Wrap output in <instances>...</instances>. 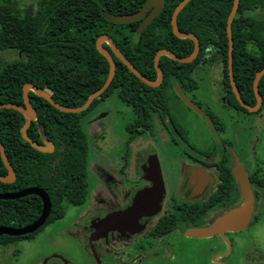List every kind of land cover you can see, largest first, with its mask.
Here are the masks:
<instances>
[{"label":"trees","instance_id":"obj_1","mask_svg":"<svg viewBox=\"0 0 264 264\" xmlns=\"http://www.w3.org/2000/svg\"><path fill=\"white\" fill-rule=\"evenodd\" d=\"M14 1L0 0V51L20 52L19 58L0 65V102L22 105L21 86L30 82L46 89L61 105L83 103L102 84L108 71L105 57L94 45L100 34L109 36L123 56L148 79L155 77L152 58L157 49L166 48L180 57L192 50L191 39L171 33L170 15L180 0H163L162 9L139 34L134 33L137 21L113 23L104 15L134 12L144 0H34L22 8H16ZM231 3L232 0H188L176 15L177 28L197 37V55L211 48L220 57L224 73L227 72L225 20ZM255 9L264 11V0H238L231 21V72L241 98L249 105L255 102L251 86L254 72L264 65V13L255 17L250 13ZM111 56L115 65L112 79L83 111H60L27 91L36 115L26 128V135L38 146L42 144L41 137L50 140L54 145L51 152H42L22 139L19 129L25 118L21 113L0 108V141L15 174L12 182L0 181V193L28 185L41 187L50 200V219L61 217L64 205L84 201L87 142L81 127L82 116L98 98L111 93L129 104L133 114L142 106L147 116L144 105L159 88L143 84L117 57ZM195 62L182 63L166 55L158 58L164 74L188 72ZM257 90L261 96L260 111L264 106V73L257 82ZM5 173L0 159V175ZM40 209L41 201L33 194L0 199V226L28 224ZM30 234L0 237L10 239Z\"/></svg>","mask_w":264,"mask_h":264},{"label":"flooded vegetation","instance_id":"obj_2","mask_svg":"<svg viewBox=\"0 0 264 264\" xmlns=\"http://www.w3.org/2000/svg\"><path fill=\"white\" fill-rule=\"evenodd\" d=\"M262 13L263 10L256 9L251 12L255 17ZM103 44L106 42L103 41L102 46L109 50L107 44V47ZM211 50L205 48L200 56L197 52L192 59L196 62L190 65L188 72L161 73L158 85L154 86L159 88L154 91L152 100L144 105L147 116L142 106L133 114L132 107L114 93L132 114V120L124 126L123 137L120 140L114 138V143L120 148L121 157H129V154L134 157L131 165L125 168L127 177L123 179L134 186L128 196L124 194L116 198L118 203L121 200L124 202L125 209L113 207L112 210L87 215L93 264H141L143 258L148 264H173L174 241L179 235L201 239L189 245L192 250L204 241L208 250H214L216 256H224L231 253L229 251L236 243L237 234L255 223L264 212V206L261 208L264 203V166L260 159L252 155L251 167H245L236 151L235 137L231 136L232 131L238 132V126L229 124L239 112H256L259 115V108L248 111L239 107L228 73L217 69L220 57ZM154 79H157L156 72ZM232 80L238 92L233 76ZM175 86L196 106L199 113L180 97ZM207 86L209 88L205 89ZM112 94L98 98V101ZM84 115L81 119L82 130ZM245 127L253 128L254 121L242 126L243 129ZM45 141L44 136L41 137L40 147L46 146ZM150 159L153 160L151 165ZM236 160L246 176L253 197L250 218L244 228L207 237L185 235L187 228L209 225L218 216L239 206L241 195L233 173ZM84 175L86 184V172ZM155 184H158L161 192L146 202L151 204L156 199V209L150 213L140 212L139 219L129 215L136 207L133 192L152 190ZM94 204V199L89 200L86 207L92 209ZM120 212H127L128 216L119 221L117 215ZM61 217L50 219L47 216L40 227ZM57 234L70 237L64 230L55 231L53 236ZM93 241L96 242L94 245ZM162 245L166 247L165 250H160ZM242 264L253 263L245 255Z\"/></svg>","mask_w":264,"mask_h":264},{"label":"rangeland","instance_id":"obj_3","mask_svg":"<svg viewBox=\"0 0 264 264\" xmlns=\"http://www.w3.org/2000/svg\"><path fill=\"white\" fill-rule=\"evenodd\" d=\"M14 2L16 8H22L34 0ZM19 57L20 52L15 49L1 50L0 65ZM217 63V69L221 70L220 59ZM208 88L207 86L205 89ZM259 113L258 115L256 112H239L229 123L238 126V132L232 131L231 136L235 137L236 151L246 168L251 167L252 155L260 159L264 166V106ZM131 120L130 110L122 105L114 94L98 101L86 111L82 123L87 142L85 167L87 194L83 204L64 205L61 218L38 228L29 236L10 239L0 237V264H93L87 215L112 210L113 207L125 209L124 202L121 200L118 203L116 198L124 194L128 196L129 190L134 186L128 181H123L127 177L125 168L131 165L134 157L131 154L126 158L121 157L120 148L114 143V138L120 140L123 137L124 126ZM252 121L253 128H242ZM92 199L95 204L91 209L86 207V204ZM263 206L264 203L261 204V208ZM60 230L68 232L70 237L59 234L54 237L53 233ZM199 240L201 239L177 236L174 241L172 263L242 264L244 256L247 255L253 264H264V212L258 216L255 223L249 224L245 230L237 234L236 243L229 251L231 253L227 255L216 256L214 250L206 248L204 241L201 246L192 250L189 245ZM95 243L93 241V245ZM160 248L166 249L164 245ZM142 260L141 264H148L145 258Z\"/></svg>","mask_w":264,"mask_h":264},{"label":"water","instance_id":"obj_4","mask_svg":"<svg viewBox=\"0 0 264 264\" xmlns=\"http://www.w3.org/2000/svg\"><path fill=\"white\" fill-rule=\"evenodd\" d=\"M188 0H180L174 6L171 15H170V26H171V33L178 38H189L192 40V50L191 52L184 56L180 57L172 53L170 50L166 48H159L155 51L152 64L157 74V79L151 80L143 76L118 50L115 46L113 41L109 36L106 34H100L96 37L94 45L97 51L103 55L108 64V71L107 75L102 82V84L92 91L88 97L85 99L83 103L78 106H65L57 103L52 99L49 92L46 89H40L33 85L30 82H24L21 86V98H22V105L10 102H0V108H11L23 115L25 121L23 125L20 127L19 132L22 139L27 141L30 145L35 148H38L42 152H50L53 150V144L51 141L46 140V146L40 147L35 142H33L27 135H26V128L28 127L30 120L35 118V109L29 101L27 91L30 90L34 94L42 97L45 99L49 104H51L54 108L63 111V112H79L87 108L93 98L99 96L101 92L107 87L112 76L114 74V61L110 52L118 58V60L123 63L127 69L133 73L140 82L144 83L147 86L154 87L158 85L161 79V69L158 65V58L160 55H166L167 57L178 61V62H190L197 54L199 49L198 39L192 32L180 31L176 25V15L178 11L185 5ZM238 6V0H232L229 12L226 16L225 20V34L227 38V57H226V65H227V73L230 79V84L232 86V90L235 94V98L238 101L239 105L244 107L248 111H256L260 104H261V96L257 90V82L260 76L264 73V65L257 69L254 72L251 86L253 95L255 97V102L253 105H249L243 101V99L238 94L234 82L232 80V72H231V59H232V38H231V21L233 16L236 13V9ZM163 7V0H144L142 5L134 12L131 13H119V14H108L105 13L104 17L106 20L111 21L113 23H127L131 21L139 20L137 25L134 28V33L139 34L147 24L156 16V14L162 9ZM105 41L108 49L102 46V42ZM176 92L180 95V97L193 109H195L198 113L199 110L194 106L189 100H187L180 92L177 90V86H175ZM0 159L6 169V173L4 175H0V181L9 183L15 179V174L12 166L10 165L5 152L3 145L0 141ZM153 160L150 159V165L152 164ZM234 177L236 178L239 191L241 195V202L238 207L235 209L226 212L217 218H215L209 225L202 226V227H189L185 230V235L187 236H194V237H207L214 234H221L223 231L226 230H241L244 228L246 222L250 218V213L252 211L253 206V197L252 193L249 190L248 183L244 172L241 169L239 162L236 160L235 167L233 169ZM161 192V188L158 184H155V188L150 189H143V190H136L133 192V201L136 205L133 208L129 215H135L137 219H139L138 214L141 213H150L156 209V199L150 202H146V200H150L151 197L157 195ZM34 194L39 197L41 201V209L38 216L28 224L18 227H10V226H0V235H8V236H19L24 234H29L39 228L44 220L47 218L49 211H50V200L47 193L39 187L36 186H28L23 187L21 189L15 191H4L0 193V199H15L18 197H22L25 195ZM149 206L147 207V205ZM140 213V215H141ZM126 216H128L127 212H120L117 215L118 220H123Z\"/></svg>","mask_w":264,"mask_h":264}]
</instances>
